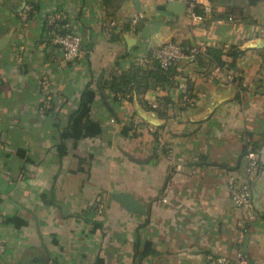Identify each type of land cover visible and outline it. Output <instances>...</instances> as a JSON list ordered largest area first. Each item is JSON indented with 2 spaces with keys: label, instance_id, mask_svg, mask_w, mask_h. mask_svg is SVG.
<instances>
[{
  "label": "crops",
  "instance_id": "1",
  "mask_svg": "<svg viewBox=\"0 0 264 264\" xmlns=\"http://www.w3.org/2000/svg\"><path fill=\"white\" fill-rule=\"evenodd\" d=\"M198 1L0 0V264H264V0ZM166 40L200 51L165 74ZM86 89L101 130L62 140ZM250 153L247 220L229 184Z\"/></svg>",
  "mask_w": 264,
  "mask_h": 264
},
{
  "label": "built area",
  "instance_id": "2",
  "mask_svg": "<svg viewBox=\"0 0 264 264\" xmlns=\"http://www.w3.org/2000/svg\"><path fill=\"white\" fill-rule=\"evenodd\" d=\"M182 1L188 10L190 16L197 15V9L201 8L204 12L210 11V6L200 4L198 0H177ZM31 8V4L27 1L22 8V14L27 16ZM52 42L58 45L62 52V57L65 60H73L80 55L81 52V36L77 32L70 30L59 29L53 33ZM200 49L197 46H183L175 40H166L160 43L153 49V57L157 65L162 70H168L176 65L185 57L193 58ZM227 80L231 79V75H225ZM181 92H185V84H179ZM259 164L256 156L253 153L248 155L245 171L246 177L244 180H232L229 184V194L233 204L243 211L244 218L251 220L255 215L254 204L251 199L250 181L256 176ZM6 248L4 240L0 239V258Z\"/></svg>",
  "mask_w": 264,
  "mask_h": 264
},
{
  "label": "trees",
  "instance_id": "3",
  "mask_svg": "<svg viewBox=\"0 0 264 264\" xmlns=\"http://www.w3.org/2000/svg\"><path fill=\"white\" fill-rule=\"evenodd\" d=\"M253 2L255 0H249ZM208 53L214 54L215 51L212 48H207ZM159 67V66H158ZM172 68V67H171ZM162 70L165 74L170 73V69ZM94 93L90 89L83 91L80 103L76 109H74L69 115V123L61 132V139H79L82 137L96 135L100 132L101 127L98 122L89 119L88 114L90 111L91 101L93 99ZM128 127H124L123 131L126 132ZM64 148L60 147V153H64ZM17 223V222H16ZM101 259L98 257L95 264H100Z\"/></svg>",
  "mask_w": 264,
  "mask_h": 264
},
{
  "label": "water",
  "instance_id": "4",
  "mask_svg": "<svg viewBox=\"0 0 264 264\" xmlns=\"http://www.w3.org/2000/svg\"><path fill=\"white\" fill-rule=\"evenodd\" d=\"M183 6L184 3L182 1H177V0H168L166 5H164V7H166L168 10L172 12H180ZM112 195L127 210L133 212L144 211L143 205L138 200H136L131 194L124 192H112Z\"/></svg>",
  "mask_w": 264,
  "mask_h": 264
}]
</instances>
